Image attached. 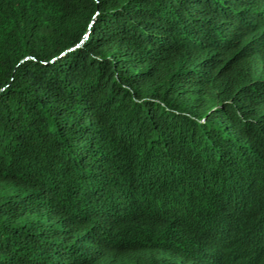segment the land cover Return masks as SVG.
I'll return each instance as SVG.
<instances>
[{"label": "trees", "instance_id": "16d2710c", "mask_svg": "<svg viewBox=\"0 0 264 264\" xmlns=\"http://www.w3.org/2000/svg\"><path fill=\"white\" fill-rule=\"evenodd\" d=\"M0 264H264V0H0Z\"/></svg>", "mask_w": 264, "mask_h": 264}]
</instances>
